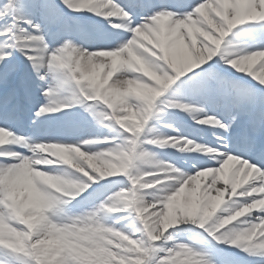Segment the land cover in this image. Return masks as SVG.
I'll return each mask as SVG.
<instances>
[{
    "label": "snow or ice",
    "instance_id": "snow-or-ice-1",
    "mask_svg": "<svg viewBox=\"0 0 264 264\" xmlns=\"http://www.w3.org/2000/svg\"><path fill=\"white\" fill-rule=\"evenodd\" d=\"M257 21L264 22V0H0V135L7 141L0 145V214L6 218L18 211L11 183L38 146H60L78 154V161L36 165L43 173L49 171L42 166L63 165L78 174L75 179L64 175L75 188L54 200L52 211L72 217L68 206L74 200L98 201L79 217L118 214L115 224H120L131 216L139 236L99 220L98 231L112 234L113 243L65 247L55 259L47 258L52 264H220L215 250H194L191 243L196 242L176 239L191 232L189 226L243 253L248 258L245 264H264V208L259 204L264 201V79L251 70L257 60L264 61V23L252 47L234 55L222 48L238 25ZM83 37L107 50H87L78 42ZM96 53L106 57L99 77L94 75L99 66L91 55ZM221 63L241 78L246 74L258 87L241 86L240 80L217 71ZM141 66L146 71L136 70ZM260 67L264 69V63ZM181 78L192 97L187 102L166 97ZM66 90L71 95L62 98ZM208 106L220 109L219 115ZM77 107L109 134L97 133L75 143L45 142L9 124L34 108L30 124L39 130L38 122L53 114L72 118L76 114L71 109ZM163 110H179L200 125L215 126L216 143L204 146L159 133L153 121ZM41 134L46 136L47 131ZM188 141L211 152L185 149ZM167 148L204 154L215 166L193 165L195 171L186 172L179 162H162L154 151ZM116 157L125 171L107 169ZM207 177L211 179L205 185ZM125 182L126 189L117 187ZM125 193H136L143 203L113 211V202ZM239 197L246 199L237 202ZM223 201L249 211L236 223H225V214L215 210ZM10 227L27 232L18 219ZM121 244L128 250L116 246ZM0 249L18 264H40L34 247L10 246L5 240Z\"/></svg>",
    "mask_w": 264,
    "mask_h": 264
},
{
    "label": "bare ground",
    "instance_id": "bare-ground-1",
    "mask_svg": "<svg viewBox=\"0 0 264 264\" xmlns=\"http://www.w3.org/2000/svg\"><path fill=\"white\" fill-rule=\"evenodd\" d=\"M118 19V18H116ZM264 22H248V24L243 25L241 28H236L234 33L230 36V38H226L227 46H223L222 48L227 55H234L236 53L241 52L244 49H248L253 46L256 42L255 38L260 35L259 25ZM78 42L84 44V47L89 50H107V49H97L96 45L92 42L88 41L86 37L81 38ZM261 63L264 61L257 60L252 65V71L256 75L264 74V69L260 67ZM217 71L222 72L224 75L229 77L230 79L240 80L241 86H252L258 87V84H254L246 74H244L243 78L239 75L226 71L225 66L221 63L217 67ZM115 77H113L114 79ZM184 78H181L180 81H177L176 84L170 87L168 92L166 93V97L171 98L176 101L180 102H187L192 99L191 95L184 90V85L182 83ZM111 83V81H109ZM49 83L55 84V81L49 78ZM70 91H65L62 93V98L70 97ZM39 101L43 103V97H38ZM35 109L31 108L29 110H25L23 113V118L20 117L19 119L9 121L11 127H13L17 132L26 134V135H33L34 137H38L45 142H56V141H64L68 143H75L77 141H82L83 136H94L99 133L101 136L109 134V129L106 128H97L95 123L91 120L90 117L83 118L81 111L74 108V115L72 118L69 119H60L59 117L62 114H53V118L47 119L45 122H38L40 123V129H34L30 121L33 119V111ZM209 111H215L217 115L220 113V109H215L213 106H208ZM153 123L157 131L165 136L171 137H183L182 139H191L194 143H200L203 145L207 144H214L216 140L213 136V132L217 131L215 126L211 125H200L196 123L192 117L182 111L175 110V111H161L160 119L157 121L154 119ZM189 123L196 124V126H191ZM164 125H168L170 127H165ZM47 131V135H42L41 133ZM218 132V131H217ZM154 151L159 153V156L164 163H172L176 164L179 162L180 165L183 166L184 171L186 172H194L195 168H191L190 163L196 165V167H200L201 164L207 163L211 166H215L214 162L208 160L204 154L194 153V152H185L180 153L178 149L167 148L165 150L154 149ZM219 151V150H218ZM182 158L186 163L181 162L179 159ZM190 162V163H188ZM182 163V164H181ZM186 165H184V164ZM188 165V166H187ZM46 168L50 174H58V175H65L69 178H77V173L73 170L68 168L67 166L63 165H54V166H42ZM245 179L244 176H241L240 179ZM210 177L204 178L203 183L206 185L210 181ZM251 182V181H249ZM246 186V185H245ZM118 188H127V184L121 183L117 185ZM219 187V185H218ZM11 192L12 195L17 193L14 197L13 202H18V198H21L23 204H27L31 201L32 193L30 187L26 180L15 178L14 181L11 183ZM214 194V193H213ZM260 195V194H257ZM227 199V197H226ZM246 199L245 197H239L237 202ZM96 203L98 201H92L89 203L80 204L78 200H74L72 204L68 207L74 211L86 209L88 211L93 210ZM120 219L117 214H112L109 216L98 217V219L107 225H113L115 222ZM240 219H243L241 217ZM234 221L233 223H236ZM133 223V225H132ZM116 228L122 229L125 232L129 233L132 231L139 235L137 232L138 224L137 222L129 216L127 220H123L120 224H115ZM136 227V230L134 229ZM193 228V226H189ZM202 231V230H201ZM194 231L181 234L176 237L177 240L183 241L185 243H191V246L195 249H205V250H215L216 252V259L220 261V264H230V262H235V264H245L248 260L247 257L244 256L243 253L237 251L234 247H229L227 245L217 244L215 241L211 240V238L207 237V234L203 231L200 232L202 235V241L197 242L195 241V236L199 234H193Z\"/></svg>",
    "mask_w": 264,
    "mask_h": 264
},
{
    "label": "clouds",
    "instance_id": "clouds-1",
    "mask_svg": "<svg viewBox=\"0 0 264 264\" xmlns=\"http://www.w3.org/2000/svg\"><path fill=\"white\" fill-rule=\"evenodd\" d=\"M91 55L93 56V63L99 66L94 75L99 77L106 67V57L103 53ZM111 67L115 70V60ZM240 67L246 68V65H241ZM136 70L146 71L142 66ZM109 75H111V72H109ZM260 78L264 79V74H261ZM129 83L131 85V82ZM136 91L138 93L141 92L139 86L136 87ZM133 126H135L134 120ZM6 142L5 137L0 135V145ZM184 148L191 151L202 150L205 154L211 152L210 149H203L200 145H192L191 141L185 143ZM43 153H46L47 156H51L54 159H46V157L42 155ZM78 159V154L71 150L63 149L60 146H38V151L33 154V158L29 161V164L21 168L16 175L18 179H24L28 183L32 193L31 201L25 205H18L13 202L18 208L14 216L9 215L5 218V214H0V243H4L5 240H7L10 242V246L21 248L25 246L34 247L40 257V264H52L51 260L47 258L52 255V258L55 259V254L65 247H71L75 250L81 244L96 246L102 243H113L111 239L112 234L98 231L97 226L100 224L98 218H74L63 212L57 213L52 211V202L59 197L69 196L74 190L75 185L74 183H69L64 175H54L37 171L36 165L51 164L54 160L71 165L73 162L78 161ZM114 159L117 162L109 163L107 169L109 171H125L126 167L120 158L116 157ZM143 163H145L146 166L148 164L146 161ZM245 175H247V172H245ZM145 187H147V185H145ZM229 199H231V197H229ZM137 203L142 204L143 197H138L136 193L121 194L113 202L112 210H128L133 208ZM259 204L264 208V201H260ZM215 210L222 211L225 214V223H231L247 214L249 208L240 206L235 202L229 203L228 201H223ZM17 219L27 228V232L21 233L10 227L11 222L17 221ZM239 230L244 231L245 229L241 227ZM134 243L135 242L128 241V244L134 245ZM116 246L122 247L126 251L128 250L126 244Z\"/></svg>",
    "mask_w": 264,
    "mask_h": 264
},
{
    "label": "rangeland",
    "instance_id": "rangeland-1",
    "mask_svg": "<svg viewBox=\"0 0 264 264\" xmlns=\"http://www.w3.org/2000/svg\"><path fill=\"white\" fill-rule=\"evenodd\" d=\"M77 110H79V111H81V114H82V108H79V107H77L76 108ZM83 117L84 118H87L86 117V115H84L83 114ZM115 190V189H114ZM13 195H12V199H13ZM21 200V198H19V203H17L18 205H21L22 204V200ZM24 205V204H23ZM87 211L88 210H86V209H83L82 211H79V212H72L71 211V215H72V217H79V216H82L84 213H87ZM59 211H57V213H58ZM107 225V224H106ZM118 229V228H117ZM196 231H197V233H196ZM194 233L195 234H199V235H197V236H195V241H197V242H200L201 243V241L203 240L202 238V235L199 233V230H197L196 228H195V230H194ZM6 252H8L7 250H3V249H0V261H4V260H9L10 261V264H18V261H17V259H15L14 261H12V259L11 258H8V257H3V253H5L6 254ZM26 259V258H25Z\"/></svg>",
    "mask_w": 264,
    "mask_h": 264
}]
</instances>
